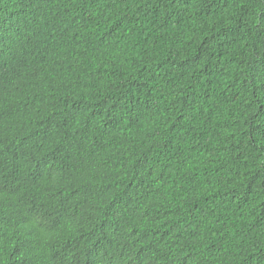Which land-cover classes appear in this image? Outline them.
Masks as SVG:
<instances>
[{
    "label": "trees",
    "instance_id": "1",
    "mask_svg": "<svg viewBox=\"0 0 264 264\" xmlns=\"http://www.w3.org/2000/svg\"><path fill=\"white\" fill-rule=\"evenodd\" d=\"M0 264H264V0H0Z\"/></svg>",
    "mask_w": 264,
    "mask_h": 264
}]
</instances>
